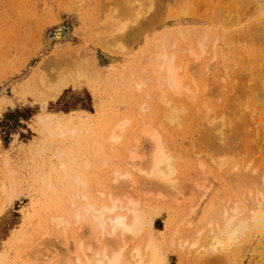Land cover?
Returning <instances> with one entry per match:
<instances>
[{"label":"bare ground","instance_id":"1","mask_svg":"<svg viewBox=\"0 0 264 264\" xmlns=\"http://www.w3.org/2000/svg\"><path fill=\"white\" fill-rule=\"evenodd\" d=\"M246 1L243 11L231 3L222 23L218 8L210 29H194L186 20L176 34L147 45L140 67L117 82L125 94L141 95L137 116L106 120L101 109L36 115L57 159L51 168L56 182L42 176L43 202L30 219L27 242L18 236L7 246L21 249L23 259L12 262L0 253V264H29L24 257L35 264H169L168 253L178 255V264H201L211 255L227 258L253 231L264 233V172L254 163L263 141L256 113L264 110V75L257 73L264 66V4ZM113 4L89 37L100 33L102 47L125 54L120 41L132 38L134 28L150 27L156 7L151 0ZM56 59H46L44 73L25 86L44 102L85 79L79 62ZM248 76L255 83L241 89ZM209 92L215 103L204 97ZM185 129L197 135L176 149L173 134ZM241 137L252 144L247 161L229 158ZM191 162L196 173L188 170ZM212 165L232 191L196 195L211 187ZM14 188L0 178V213ZM167 200L180 213L167 216L158 238L152 219Z\"/></svg>","mask_w":264,"mask_h":264},{"label":"rangeland","instance_id":"2","mask_svg":"<svg viewBox=\"0 0 264 264\" xmlns=\"http://www.w3.org/2000/svg\"><path fill=\"white\" fill-rule=\"evenodd\" d=\"M151 1L153 7H156L153 23L150 27L134 28L137 33H133L132 38L126 42L120 41L123 47H126L127 53L123 54L113 49L111 51L110 47H102L100 33L97 34L98 37L91 36L92 39L89 37L96 30L95 27L102 23L107 12L113 8V0H0V90L7 86L0 94V178L6 184L15 186L12 197L0 213V253L6 255L8 260L17 262L23 259L21 249L19 252L16 251L17 248L7 246L18 236L27 242L31 230L30 219L33 221L32 215L34 210H37V204L43 202V196H39L37 190L42 176L46 175L52 186H55L56 182L51 168L57 159L53 149L48 147L38 130L36 115L51 112L76 116L81 110L95 113L101 109L106 120L116 118L114 115L137 116L141 95L138 93L134 95L135 92L125 94L117 82L120 80V74L126 78L131 69L137 70L140 67L139 61L147 45L161 34H176L185 25L183 23L186 20L192 21L194 29H210L215 11L221 9L219 15L216 14L218 17L214 16L222 23L225 18L227 19L226 15L229 13L227 8L231 3L237 1L233 4L234 9L238 7L239 11H243L246 7L244 3L247 2ZM259 2L264 4V0ZM56 32L62 34L54 39L53 34ZM97 40L99 44L96 43ZM120 43L118 42V45ZM56 56L62 63L79 62L85 79L84 82L70 84L55 99L44 102L40 96L26 90L25 86L32 83L34 76L44 73L41 66L46 59L58 60ZM257 73L264 75V66L259 68ZM136 76L137 73L132 81ZM254 78L255 76L246 77L241 89H248L255 83ZM212 94L213 92L206 93L204 97L215 103ZM256 114L262 121L260 124L263 129V141L259 140L257 148L260 147L261 151L254 163L257 169H261L260 172H264V110L259 107ZM185 130L173 134L172 144L176 149L183 146L187 148L189 146L187 143L194 140L197 135L196 132L195 135L189 133V129ZM251 145L241 137L236 145H232V154L229 158L235 156L238 161L251 159L249 155ZM236 159L232 163L236 162ZM195 163L191 162L188 167L189 171L194 168L191 173L198 171L195 169L197 168ZM210 167L211 174L207 176L206 184L211 187L206 192L205 190L196 192V195L207 193L212 195L216 192L219 194L227 189L232 191L224 178L220 175L214 176V173H217L215 167L213 165ZM204 172L207 173V170ZM206 198L203 197L204 200ZM168 202L170 201H166L165 209L162 206L160 213L152 219V233L158 238L159 232L165 229L167 216L171 215L172 211L180 213L178 205L169 203L172 206L169 208ZM178 258L176 253H168L167 262L178 264ZM24 259L30 264L33 258ZM35 263L34 261L31 264ZM229 263L264 264V233L251 232L241 244L230 250L227 258L222 255H211L201 260V264ZM181 264L186 263L183 261Z\"/></svg>","mask_w":264,"mask_h":264}]
</instances>
